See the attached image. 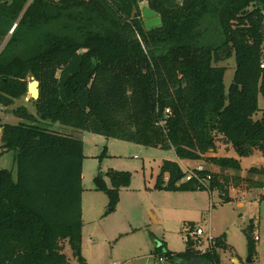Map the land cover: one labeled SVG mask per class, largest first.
Here are the masks:
<instances>
[{"label":"trees","instance_id":"trees-1","mask_svg":"<svg viewBox=\"0 0 264 264\" xmlns=\"http://www.w3.org/2000/svg\"><path fill=\"white\" fill-rule=\"evenodd\" d=\"M27 1L0 0V39L8 37L0 51V106L26 98L29 79L39 82L36 116L19 107L13 114L21 123L0 125L1 147L16 166V179L0 169V264H67L65 243L82 261L83 143L43 129L45 121L230 171L192 170L210 175L208 192L225 203L242 181L264 188L262 180L238 176V160L206 157L215 152L214 133L238 157L254 150L264 157V110L252 120L258 96L264 100V0H32L25 9ZM142 2L160 18L158 27L145 28ZM230 58L235 69L225 92L226 68L218 64ZM185 174L164 160L154 189L206 191L192 181L177 185ZM248 174L264 179V168ZM106 175L110 187L98 175L94 189L107 196L111 212L130 174ZM252 233L250 224L244 234L251 264ZM223 243L216 239L206 255L190 244L182 253L161 245L155 255L221 264Z\"/></svg>","mask_w":264,"mask_h":264},{"label":"rangeland","instance_id":"rangeland-1","mask_svg":"<svg viewBox=\"0 0 264 264\" xmlns=\"http://www.w3.org/2000/svg\"><path fill=\"white\" fill-rule=\"evenodd\" d=\"M139 6L142 10L146 8L142 3ZM4 41L5 39H0V49ZM218 65L226 68L223 83L227 92L235 69L234 59L230 58ZM257 101L258 112L252 116L253 121L259 120L264 110L263 98L258 96ZM32 102L27 95L26 98L16 100L12 106H0V125L15 126L21 123L22 120L13 114V110L19 107H25L36 116V108ZM40 127L60 136L81 140L84 144L81 178L82 261L65 243L63 254L67 264H176L164 259L160 261L159 255H155V249L164 245L163 248L168 252H184L186 244L183 236L191 223L195 228L200 227L206 233L209 232L214 238L225 236L231 251L218 252L221 264H232L233 257L240 261L235 264L244 263L248 257L244 231L252 224L259 237L258 242L253 241V264H264V192L249 189L244 184L242 191L250 195L241 197L232 190L229 202L225 203L217 191H213L210 198L208 191L153 190L161 162H178L172 151L106 139L49 121L42 122ZM214 135L219 145L230 147L226 156L239 158L242 176L251 167L264 166V157L259 151L254 150L249 156L238 157L226 139L218 133ZM225 151L226 148L222 152ZM179 162L184 172L187 167L196 168L197 165L193 161ZM204 164L213 169L211 163ZM0 169L10 171L13 179H16L14 155L4 151L1 143ZM111 171L129 173L130 184L127 188L120 189V201L113 211L108 212V198L103 192L95 191L94 179L100 175L109 188L106 174ZM260 180L264 183V179ZM148 211L155 216L157 222H154Z\"/></svg>","mask_w":264,"mask_h":264},{"label":"built area","instance_id":"built-area-1","mask_svg":"<svg viewBox=\"0 0 264 264\" xmlns=\"http://www.w3.org/2000/svg\"><path fill=\"white\" fill-rule=\"evenodd\" d=\"M104 1L109 2L110 0H104ZM31 2L32 0H28L26 6L29 5ZM142 5L146 6V3L142 2ZM260 68L261 69L264 68V60L260 62ZM165 113H168V110H166ZM195 170L196 172H200L203 171V168L198 167ZM196 172L186 169V174L184 178L180 182H178V184L192 181L194 188L196 190L204 189L208 191V187L211 181V176L210 175L200 176ZM252 239L254 242H257L259 240L258 233L255 230L252 233ZM183 242L186 245L190 244L191 249L199 255L211 254L216 245V239L212 237L209 232L206 233L202 228L189 229L183 236ZM159 260L162 261V259Z\"/></svg>","mask_w":264,"mask_h":264},{"label":"crops","instance_id":"crops-1","mask_svg":"<svg viewBox=\"0 0 264 264\" xmlns=\"http://www.w3.org/2000/svg\"><path fill=\"white\" fill-rule=\"evenodd\" d=\"M145 8H143V10H144ZM143 20H145L144 18H143ZM83 143V142H82ZM215 146H216V148H215V152H212V153H208L207 155H206V157H214V158H224V157H227V158H234V157H228V156H226L227 155V152H228V150H229V148L230 147H228V146H222V145H219L217 142L215 143ZM224 148H226V151L225 152H222L223 150H224ZM83 149H84V144H83ZM173 152V151H172ZM234 159H236V160H238L239 161V158H234ZM178 164L180 163L179 162V160H178V162H177ZM197 163V165H196V168H198V167H201V168H203V170H207V171H209V172H211V173H214V174H222V175H229V176H232V175H234L233 173H231L230 171H224V172H222L221 170H220V168H218V167H216L215 165H211V166H213V169H211V168H208L207 166H209V165H206V164H204V162H196ZM208 163V162H207ZM161 165V164H160ZM179 166H180V164H179ZM195 167L193 168H189V167H187L186 169L187 170H193V169H196ZM251 168H264V166H260V167H251ZM240 171H241V169H240ZM238 176L242 179V180H246V179H250V180H252V181H261L260 180V178L259 179H257L258 177L257 176H250L249 174H248V171H247V174L245 175V176H242L241 175V172H239L238 173ZM157 177V176H156ZM165 180H166V177H165ZM244 184H246L244 181H242V183H240L239 184V186L238 187H235V188H233V187H230V189H229V194H230V191H235L237 194H239L241 197H244L246 194L247 195H250V194H248L247 192H244V191H242V188L244 187ZM250 187V186H249ZM253 187H250L249 189H252ZM153 190H154V186H153ZM254 190H257V191H262V192H264V188H262V189H256V188H254ZM157 191H163V190H157ZM211 194L212 193H209V196H210V198H211ZM229 194H228V198H229ZM121 195H122V191H120V193H119V196H120V199H121ZM120 199H119V201H120ZM211 202V201H210ZM210 207H212V203H210ZM148 214H150V216H151V218L154 220V222H157V220H156V218H155V216L150 212V211H148ZM252 225V224H251ZM193 228H195V226H194V224L193 223H191V224H189V226H188V228H186V230H185V233L189 230V229H193ZM197 228H200V227H197ZM253 231H254V227H253ZM256 231V230H255ZM257 232V231H256ZM215 239H222L223 240V244H225V246H226V249L225 250H229V251H231L230 250V248L228 247V245H227V243H226V238H225V236H221V237H217V238H215ZM259 241V240H258ZM257 241V242H258ZM220 250H217V254H218V252H219ZM218 256H219V254H218ZM219 258H220V256H219ZM238 263V262H240V261H237V259L235 258V257H233L232 259H231V263L232 264H235V263ZM245 262V261H244Z\"/></svg>","mask_w":264,"mask_h":264},{"label":"water","instance_id":"water-1","mask_svg":"<svg viewBox=\"0 0 264 264\" xmlns=\"http://www.w3.org/2000/svg\"><path fill=\"white\" fill-rule=\"evenodd\" d=\"M27 7L28 5L25 6V9ZM142 15H143V18L145 19L144 25L146 29L155 28L160 25V18L154 15L153 13L147 11L146 9L143 10ZM11 33H12V30L11 32H9V35ZM7 38L5 39L4 44L6 43ZM4 44L2 45L0 51L2 50ZM263 50H264V47H263ZM27 95L32 101H36L39 98V82L34 80V78H31L30 82L27 85ZM251 263H252V260L250 259V256H248L247 259L245 260V264H251ZM186 264H208V263L202 260H196V261L189 262Z\"/></svg>","mask_w":264,"mask_h":264}]
</instances>
